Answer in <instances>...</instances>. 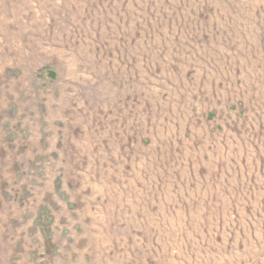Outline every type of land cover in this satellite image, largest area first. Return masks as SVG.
<instances>
[{"label":"rangeland","instance_id":"1","mask_svg":"<svg viewBox=\"0 0 264 264\" xmlns=\"http://www.w3.org/2000/svg\"><path fill=\"white\" fill-rule=\"evenodd\" d=\"M0 264H264V0H0Z\"/></svg>","mask_w":264,"mask_h":264}]
</instances>
